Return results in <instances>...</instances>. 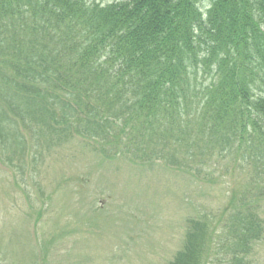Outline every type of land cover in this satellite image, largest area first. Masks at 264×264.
I'll list each match as a JSON object with an SVG mask.
<instances>
[{
	"label": "trees",
	"instance_id": "trees-1",
	"mask_svg": "<svg viewBox=\"0 0 264 264\" xmlns=\"http://www.w3.org/2000/svg\"><path fill=\"white\" fill-rule=\"evenodd\" d=\"M200 72L207 86L193 91ZM5 106L25 129L35 118L51 134L114 131L106 146L135 145L145 160L157 131L171 144L197 126L187 158H170L204 166L205 155L260 150L261 172L249 183L257 187L264 184V0H0V126L10 131L17 122ZM243 203L256 209L258 201ZM234 219L230 229L189 220L183 250L169 264H250L262 221L248 207Z\"/></svg>",
	"mask_w": 264,
	"mask_h": 264
},
{
	"label": "rangeland",
	"instance_id": "rangeland-1",
	"mask_svg": "<svg viewBox=\"0 0 264 264\" xmlns=\"http://www.w3.org/2000/svg\"><path fill=\"white\" fill-rule=\"evenodd\" d=\"M89 1L106 4L122 0ZM28 123L34 145L30 153L23 154L22 139L17 147L13 138L7 139L6 131V139L0 141V218L6 221L0 223V241L8 238L14 241L13 250L18 249V222L22 233L30 231L34 221L38 233L37 241L23 235L27 253L22 256L13 255V250L9 253L3 243L0 245V253L6 255L4 260L9 264H34L31 250L37 243L41 246L43 240H49L43 264H168L179 250L186 219L195 216L188 203H197L200 212L213 217L225 205L224 190L234 186L232 170L230 176L227 173L228 158L221 159L218 165L214 163L208 177L200 180L205 189L207 184L211 187L209 192L200 184L194 188L187 182L190 174L186 170L180 175L176 171L163 173L159 170L164 171L163 167L151 171L137 166L129 171L130 163L125 160L98 164L94 160L98 154L94 158L96 152L88 144L78 142L87 138L56 137L49 142L48 129ZM43 138L49 150L40 148L43 142L39 144V140ZM9 147L12 148L7 151ZM87 171L92 172V183L84 174ZM24 173L35 184L26 183ZM103 206L106 211L96 216V229L90 240L81 230L78 232V219L81 213H93ZM39 210L40 221H36ZM100 213L103 228L99 225ZM3 229L14 233L15 239L7 237L9 234L4 238ZM132 233L138 247L128 242ZM72 248V252H67ZM260 258L262 262L256 264H264L262 247Z\"/></svg>",
	"mask_w": 264,
	"mask_h": 264
}]
</instances>
